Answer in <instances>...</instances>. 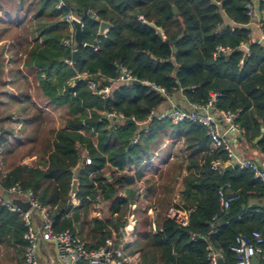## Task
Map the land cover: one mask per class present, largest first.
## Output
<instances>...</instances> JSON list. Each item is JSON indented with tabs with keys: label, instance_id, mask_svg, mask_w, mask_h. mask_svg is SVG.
<instances>
[{
	"label": "trees",
	"instance_id": "1",
	"mask_svg": "<svg viewBox=\"0 0 264 264\" xmlns=\"http://www.w3.org/2000/svg\"><path fill=\"white\" fill-rule=\"evenodd\" d=\"M64 1L58 11L55 0H0V10L6 8L0 17L2 31L21 28L31 17L30 38H24L29 49L22 59L23 71L16 75L8 69L1 81L4 57L0 53V82L16 75L33 86L30 94L13 97L22 102V131H28L24 138L12 137L15 142L9 145L12 130L0 118V161L7 168L0 172V188L19 184L30 189L48 209L53 229L74 234V224L100 193L106 218L92 219V241H84L89 248L103 246L112 233L117 245L128 216L137 211L129 253L138 255V264H206L210 251L220 252L223 264H235L229 247L238 235L252 231L261 235L264 247V211L250 207L264 201V181L237 167L212 170L211 163L225 161L226 155L209 146L205 128L188 120L173 124L154 117L168 108L167 99L141 83H154L169 97L180 92L188 103L200 105L209 101L211 93L218 94L213 109L237 113L235 122L243 129L241 142L264 154V43L256 41L258 29L250 24L245 7L254 2L259 13L264 0ZM9 6L25 10L26 16L10 17L6 23ZM69 8L83 23V45L73 50L62 45L71 30L59 17ZM12 19L15 27L10 25ZM101 22L110 28L99 32ZM218 46L229 51L216 53ZM119 68L140 83L114 81L105 98L95 95L88 81L107 86L117 78ZM24 102L33 107L27 108ZM106 111L119 113L123 119L112 128ZM54 112L59 115V126L51 122L44 129V119H53ZM136 133L138 140L131 145ZM166 138H174L181 149L164 177L162 192L170 197L179 182L178 205L190 209L189 223L180 226L161 218L159 230L153 231L148 229L146 206L137 204L138 182L147 198L156 180L144 176V168ZM19 148H23L21 153ZM24 157H34V161L24 164ZM85 157L90 163L80 170L74 194L79 204L73 206L71 169ZM220 190L229 199L226 209ZM132 204H136L135 211ZM24 230L20 213L0 205V242L12 256L19 258L23 253Z\"/></svg>",
	"mask_w": 264,
	"mask_h": 264
},
{
	"label": "built area",
	"instance_id": "2",
	"mask_svg": "<svg viewBox=\"0 0 264 264\" xmlns=\"http://www.w3.org/2000/svg\"><path fill=\"white\" fill-rule=\"evenodd\" d=\"M65 6L64 0H55V9L60 11ZM247 15L250 18V23L257 16L255 26L258 29L257 42L264 43V31L261 30V24L264 21V10L259 13L254 7V2H249L245 5ZM258 13V15H257ZM94 14H92V17ZM60 19L70 26L71 35L68 39L62 40V45L74 49L73 47V27L72 20H77L80 27L83 23L80 17L70 8L66 13L60 14ZM142 22L144 20L140 19ZM246 49V46H242ZM95 49V48H94ZM229 51L228 49L218 46L216 53ZM215 55V53H214ZM70 64V61L66 60ZM84 77V75H83ZM134 79L129 72L124 68H119V73L116 79L110 81V84L104 87H98L94 81H88L90 89L95 95L100 98H105L111 91V86L115 82L131 83ZM144 85L149 86L156 93L166 97L168 108L154 115L157 119H170L175 123H180L185 120L192 121L202 126L206 130L209 145L212 149H220L226 155L225 161L215 160L211 163V169L214 171H222L227 166L237 167L239 169L249 170L253 177L264 181V169L255 161L240 157L233 148L231 141L242 137L243 129L235 122L237 113L231 111H216L213 105L218 94L211 93L210 99L205 105L197 103H188L185 108L177 106L166 95L164 88L159 87L151 82L143 81ZM104 116L110 121V126L113 128L115 122L123 119L122 115L114 111L104 112ZM139 134L133 135L131 145L136 144ZM264 155V154H263ZM84 164H89L90 159L85 157ZM222 208L228 207V198H224L223 192H218ZM10 197H20L27 200L30 208L27 211H21L18 207L10 202ZM102 195L97 193L92 199V208L95 216L101 218ZM0 205L4 206L11 212H18L21 215L25 230L22 234V239L25 242L22 258L16 264H40L37 256V246L39 241L52 243L58 253L59 260L64 264H138L139 258L132 256L129 250L133 244L135 235L132 225V216L127 220L123 228L122 237L116 245L115 234L106 238L104 245L97 248H89L85 242L76 234L69 230L55 231L52 226V220L49 216V211L38 202L36 196L30 189H23L19 184L12 185L6 190L0 188ZM134 206H132V209ZM37 212L40 217L38 227H35L33 213ZM148 213L154 220V209L149 207ZM190 209L184 208L176 203L171 204L164 213V219L171 220L180 226H187L189 223ZM214 219V218H213ZM154 223V222H153ZM211 231H214L211 226ZM263 239L261 235L252 231L250 234H240L235 238L234 243L229 247L230 251L235 254V264H252V259L256 258L259 264H264V247H262ZM135 257V258H134ZM222 261V254L218 251H210L207 255L206 264H218V260Z\"/></svg>",
	"mask_w": 264,
	"mask_h": 264
},
{
	"label": "crops",
	"instance_id": "3",
	"mask_svg": "<svg viewBox=\"0 0 264 264\" xmlns=\"http://www.w3.org/2000/svg\"><path fill=\"white\" fill-rule=\"evenodd\" d=\"M258 15V13H257ZM257 20V16L255 19L250 23L254 28L257 29L255 26V22ZM3 40L2 42L4 43V52H3V57L6 60L5 53L8 51L10 53H15V50L17 48V45L14 43L12 40ZM8 69H11L15 71L14 74H18L19 72H22V65L19 67H16V65L12 62V58H10L6 64V66L3 67L4 73L8 71ZM13 76L12 78H8L7 80V87L11 89L13 82H15L18 78V76ZM8 97H14V93L8 92L6 93ZM14 99V98H13ZM170 100L175 103L177 106L185 108L188 104V102L184 99V97L181 95V93H176L175 95H172L170 97ZM4 102L0 101V104L2 105ZM6 116H0V118L5 119ZM10 120H8V123H11L13 120L12 114L7 116ZM22 120V118H21ZM6 121V120H5ZM6 123V122H5ZM146 131V130H145ZM13 129L10 131L8 138H9V145L14 144V138L16 136L14 135ZM262 133L264 134V128H262ZM231 144L233 148L235 149L236 153L243 158L250 159L255 161L258 165H260L261 168L264 169V155L262 152L258 151L254 147H246L242 142L241 138H238L236 140H232ZM210 146V145H209ZM181 149V144L176 143L174 138H166L159 146V148L154 152L153 156L149 160V165L144 168V176L147 175H152L155 178V189H153L152 193L149 194V196L146 198L144 196V186L141 184V182H138L139 186V193H138V202L137 204L139 205L140 202H143L145 207V214L147 215L149 219V226L148 229H152L153 231L159 230V221L160 219L164 218V213L167 210V208L173 204L179 203V197L177 193V188L179 185V182L174 186V193L170 196L167 197L164 192H162V186L165 183L164 177H166V170H170V167L175 159V154L178 150ZM1 150V148H0ZM30 161L22 160V163L24 164H30L32 161H34V157L29 158ZM1 166H0V172L4 173L7 168L6 165L4 164V161H1ZM135 170H131V172H134ZM186 174V170H182V175ZM108 178V177H107ZM71 203L73 206H78V201L75 199L74 195L71 196ZM132 206L134 208L132 209ZM149 207H152L154 209V220H152L151 216L148 213ZM105 204L102 202L101 205V219L106 218V211H104ZM131 210L135 211L136 209V204L131 205ZM132 216V220L134 217V213L130 214L128 218ZM95 214L93 212L92 205L90 206L89 211L85 215H81L77 222L74 224L75 227V234L82 239L83 241L87 243H91L92 241V234L91 232L93 231L94 224L92 222V219L95 218ZM33 220H34V225L35 227H38L39 222H40V217L37 212L33 213ZM154 222V223H153ZM135 223L136 221H132V225L134 228V235H135ZM5 244L0 242V262L2 263V258L5 259L7 257L4 256V254L7 252ZM11 250V249H9ZM9 261L6 264H16L21 260V255L22 252H20V256L15 257L12 256V253L9 251ZM37 256H38V261L40 264H64L62 263L59 258H58V253L56 247L49 242L45 241H39L38 246H37ZM132 256H136L138 258L137 254H132ZM135 258V257H134Z\"/></svg>",
	"mask_w": 264,
	"mask_h": 264
},
{
	"label": "rangeland",
	"instance_id": "4",
	"mask_svg": "<svg viewBox=\"0 0 264 264\" xmlns=\"http://www.w3.org/2000/svg\"><path fill=\"white\" fill-rule=\"evenodd\" d=\"M3 9L0 10V17H1V15H3V12L6 10V8H4V7H3ZM7 11L10 14L8 16L4 17V18H6V20H5L6 23H8L7 22L8 19L16 18L17 15L26 16V14H24L25 10H21L19 8H16V6H12V8H11V6H9ZM24 16H22L21 18H24ZM29 18H31V17H29ZM29 18L26 20L28 22H24L22 24L23 26L21 25L22 26L21 28H12L10 31H7V32L2 31L1 26H0V53L3 54L4 43H5V42H2L3 40H1V39L12 40L17 45L15 53L12 54L8 51L5 53L6 60L4 58L3 67L6 66V64L10 58H12V60H13L12 62H14L16 67H19L20 65H22V59L24 58L26 51L29 49L28 42L26 43V41H24V38H26L27 40L30 38V35H28V28H27V26L30 24ZM22 21H24V20H22ZM11 23H12V27H15V24H16L15 19L12 22H10V25H11ZM1 24H2V21L0 20V25ZM7 70H8V68H7ZM6 76L7 75L5 73L2 74L1 75V81H2V79L6 78ZM19 79L20 78H18L15 82H13L11 89L6 86L7 82H4V83L0 82V101L4 102L2 105L0 104V116H6L5 117L6 123L4 122L5 123L4 127L6 129L10 128L11 130L13 129V131H15L14 132V135L16 136L15 140L17 138L18 139L24 138V134H27L28 131H25V130L22 131V127L24 125V120L23 119L21 120L20 111H19L21 108L20 107L21 105H19V104H21L22 102L15 101L12 97L11 98L8 97L6 95V93L12 92V93H14V95H24V94H30L31 92H33V86H31V84H29L28 82H25L24 80L21 81ZM30 99H31V97H30ZM23 105H26L27 108L33 107L31 102H24ZM63 109H61L60 112L63 111ZM11 114H12L13 120L11 123H8V120H10V119L7 116L11 115ZM53 116H54V118L51 120L50 119H44V122H43V128L44 129L47 128L51 122H52L51 124H54L55 127L59 126V122H60L59 115H57V113L54 112ZM49 120H50V122H49ZM22 149L23 148H19L18 152L21 153ZM29 158L30 157H24L23 160L30 161ZM1 164L2 163L0 161V166H1ZM167 173H168V170H166V175H167ZM135 212H137V211H135ZM135 212H134V217H133L134 221H136V213ZM4 256L7 258H5V259L2 258L3 261H2V263L0 262V264H6L9 261L10 257H9L8 252H6L4 254Z\"/></svg>",
	"mask_w": 264,
	"mask_h": 264
},
{
	"label": "water",
	"instance_id": "5",
	"mask_svg": "<svg viewBox=\"0 0 264 264\" xmlns=\"http://www.w3.org/2000/svg\"><path fill=\"white\" fill-rule=\"evenodd\" d=\"M173 11L175 12V8L172 7ZM71 25L73 27V47H78L80 45H83L82 43V28L80 27V24L77 20H72ZM110 28V24L106 22H101L99 25V32H103L104 30H107ZM156 29V28H155ZM158 30V29H156ZM132 84H139L140 82L137 80L131 81ZM126 122H132V120H126ZM262 130V129H261ZM257 138L256 140H258ZM83 160H80L78 165L71 169L72 173V181H71V187H70V193L74 195L77 190V180L80 173V170L83 166ZM232 166H227L226 169H232ZM108 177V175H106ZM10 202L12 205L18 207L21 211H27L30 208V204L27 200H24L20 197H10ZM251 208L255 209H261L264 211V201L261 203H254L250 205ZM223 221L220 219L219 224H221ZM218 264H223L222 261L219 259ZM252 264H259L258 260L256 258L252 259Z\"/></svg>",
	"mask_w": 264,
	"mask_h": 264
}]
</instances>
